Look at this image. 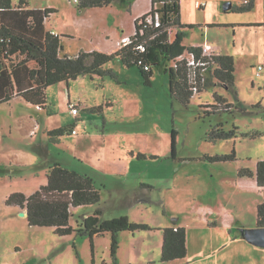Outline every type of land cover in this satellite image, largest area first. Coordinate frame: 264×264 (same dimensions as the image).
Wrapping results in <instances>:
<instances>
[{
    "label": "rangeland",
    "instance_id": "1",
    "mask_svg": "<svg viewBox=\"0 0 264 264\" xmlns=\"http://www.w3.org/2000/svg\"><path fill=\"white\" fill-rule=\"evenodd\" d=\"M129 1V4H123L115 0L111 7L81 9L75 0H28L31 8L53 6L58 10L48 24L62 35L63 51L71 56L80 51H105L110 42L118 43L119 34L128 32L132 36L135 33L134 15L143 9L150 10L152 5L151 0H141L139 4L135 0ZM197 1H202L204 8L198 7ZM228 1L239 4L235 0H181V13L185 24H194L185 28L184 45L210 42L219 52L234 57V87L211 85L185 103L172 91L165 63L153 67L151 84H147L137 65L127 66L119 57H115L107 67L116 71L118 80L98 75L95 78L84 75L71 80L73 102L80 103L82 100L81 106H92L80 109L79 118L74 116L65 102L69 93L65 82V85L61 82L49 86V108L28 106L24 100H16L13 108L0 113V264L114 263L111 234L93 239L77 232L59 235L54 233L52 227L30 225L27 217L21 215L25 209L7 204L6 200L13 192H34L40 188L44 177L46 180L42 167H26L31 165L33 152L42 156L45 151L42 142L33 146V141L37 139L35 135L41 130L35 124L38 120L51 129L60 123L66 127L78 124L76 127L86 133L102 128L106 117L111 130L120 128L130 133L123 138L116 136L109 140L113 141L109 147L116 146L124 156V160L112 162L117 168L127 166L126 160L131 156L128 149L134 150L136 156L131 157L130 170H126V188H118L117 185L122 186L123 183L112 177L106 181L110 187H102V200L97 205L105 210L106 218L130 213L136 220L145 219L154 223L168 217L188 213L194 215L193 211L197 213L201 206L208 208L222 199L236 207L235 218L239 217L247 224H256V207L253 203L245 205L259 194L248 192L237 180L240 167L255 168L257 161L264 159V70L257 75L258 66L264 65V27L243 24L257 18L264 19V0H258V5L250 11H236L233 8L225 11L224 4ZM215 93L232 103L231 112L223 109L210 112L213 110L212 104H218ZM107 102H112V105L106 106ZM97 104H103L104 109L92 110ZM257 104L263 107L253 108ZM11 109L13 116L8 115ZM37 109L42 110V119L37 117ZM31 116L34 120L30 119ZM219 123H223L227 130L238 126V136L212 138L211 132ZM174 128L177 130L176 156L172 154L171 143ZM44 129L42 133L48 130ZM242 133H249L250 136L245 137ZM253 133L257 135L251 137ZM72 135L69 130L62 135L58 144H48L45 151L48 162L60 159L66 166L79 165L77 161H71V155L78 148L86 151L89 160L97 158L99 145L102 144L100 140H85L76 147V136ZM52 140H56V137H52ZM233 149L236 150L235 159H207V155L230 154ZM139 153L146 157L140 158ZM15 159L16 163L20 159L24 166L12 164L11 161ZM37 172H41V175L38 176ZM91 174L96 177L99 187L106 185L98 173ZM142 182H147L153 188H142ZM139 188L140 194H133ZM146 197H151L152 201L142 202ZM93 208V205L73 207L71 224L77 227ZM241 227V223L234 225L233 233L230 232L231 227L227 228L226 233L218 228L200 231L190 228L189 255L165 264H263V256L255 252V247L260 246L246 240L239 231ZM133 236L130 231L117 236L118 262L146 264L143 256H139L141 251L138 245L136 247L137 240ZM133 254L135 258L131 260Z\"/></svg>",
    "mask_w": 264,
    "mask_h": 264
},
{
    "label": "trees",
    "instance_id": "2",
    "mask_svg": "<svg viewBox=\"0 0 264 264\" xmlns=\"http://www.w3.org/2000/svg\"><path fill=\"white\" fill-rule=\"evenodd\" d=\"M123 4H129V0H120ZM115 0H79V8L103 7L112 5ZM27 7V8H25ZM254 7V0H248L240 5H234L236 11H250ZM22 8V10H20ZM17 12L25 14V28L18 29L13 24L4 21L1 13ZM55 7L45 9L29 8L27 0H20L18 5L13 0H0V69L4 67L11 77H15L16 70H26L33 85L22 89L19 93L27 101L42 108H49L47 88L61 81L69 82L84 75L110 76L118 80V74L112 68L107 67L115 57H119L127 66L137 65L142 72L147 84H151L153 67L166 64L165 71L170 75L171 89L185 103H189L196 94L209 88L211 85L235 86V61L232 55L217 54L208 58L207 77L205 87L198 93L192 90L187 60H180V56L190 53L201 55L199 45H184L187 34L186 27L194 24H185L181 21V0H152V8L149 12L135 21L136 30L131 36L132 41L123 44L112 53L98 50L80 51L77 55L63 54V45L59 34L50 30L44 32L45 20L53 12ZM155 13L160 14V25L148 21V17ZM16 25V24H15ZM18 26V25H17ZM89 60V61H88ZM30 61H35L36 66H29ZM9 66H11L9 68ZM149 66V69L146 67ZM24 72V71H23ZM1 102L11 99L12 90ZM218 104H212L213 110L221 109L232 111V103L227 98L215 93ZM110 105V104H109ZM261 104L253 105L255 109H261ZM102 110V105L95 107ZM245 109V108H244ZM72 127L60 126L51 129L52 137H60L66 134ZM75 129V128H73ZM239 127L234 126L227 130L223 123H219L212 130L214 139H229L237 137ZM250 136L249 133H242ZM257 134H252L255 137ZM177 130H172V154L176 156ZM138 156L146 157L139 153ZM236 158V150L230 154L217 156L207 155L211 161H227ZM47 173L48 181L39 189L27 195L22 191L13 192L6 200L9 205H18L27 211V219L30 225L52 227L54 233L69 235L77 232L80 235H88L92 239L95 234L109 231L112 233V254L115 257L118 249L117 234L123 230H145L151 226L147 223L136 222L128 215L122 214L112 218H102V209L97 208L93 214L88 215L79 222L77 227L70 223L73 214L72 208L98 204L102 200V189L106 185H97L96 179L90 174L81 173L60 162L49 165ZM239 174L256 177L260 186H264V159H260L255 170L241 168ZM103 187V188H102ZM259 226H264V201L258 206ZM163 229L162 261L174 260L187 256V230L183 226H167ZM115 264H118L117 262Z\"/></svg>",
    "mask_w": 264,
    "mask_h": 264
},
{
    "label": "crops",
    "instance_id": "3",
    "mask_svg": "<svg viewBox=\"0 0 264 264\" xmlns=\"http://www.w3.org/2000/svg\"><path fill=\"white\" fill-rule=\"evenodd\" d=\"M235 1L239 2V4H237V5L242 4V0H235ZM135 2H136V4H139L141 2V0H135ZM231 2H232L233 7H234V5H236V4H234L233 1H231ZM18 3L19 2H14V0H13V4L14 5H18ZM151 5H152V0H151ZM257 5H258V0H254V7L251 10H254V8ZM111 6H113V5H109L108 7H111ZM50 7H53V6H50ZM150 7L152 8V6H150ZM25 8H27V7H25ZM29 8H31L30 5H29ZM35 9H44V8H35ZM20 10H22V8ZM57 11L53 12L49 17L46 18V20L44 22V24H45L44 32L50 30L52 33L59 34L60 37H61L62 35L59 33V31L53 29L52 27L50 28V26L48 24V22L52 18V15L56 14ZM149 11L150 10H146V9L140 10L137 14L134 15V17H133L134 20L137 19L139 16H141L144 13L149 12ZM25 16H26L25 14L21 15L20 13L12 12V11L1 13V17H2V19L4 21H6V22H8L10 24L14 23L13 25L16 26L18 29L25 28ZM181 21L183 22L182 13H181ZM243 24L245 26H256V27L263 26L264 27V19L257 18L256 20H253V21L243 22ZM135 30H136V24H135ZM129 36H130V34H128V32L126 34H119L118 43L116 44L114 42H110L108 44V49L105 50V51L108 52V53H112V51L115 52V50H118L123 45V43H122L123 39L125 37H129ZM61 42H62V40H61ZM204 43L211 44L210 42H201V43H195L193 45H202ZM211 45H213V44H211ZM88 51H92V50H88ZM98 51H100V50H98ZM105 51H102V52H105ZM63 54H64V51H63ZM219 54H226V53L219 52ZM29 66H31V67L36 66L35 61H30L29 62ZM10 67L11 66H9V68ZM23 71L18 69V70H16L15 77H13V76L11 77L10 73L8 71H6L4 69V67H2L0 69V113L1 112L3 113L4 111H5L4 113H6L10 107L13 108L14 107L13 103L16 100H20V101L24 100L26 102L25 105L36 106L35 104L27 101L22 95L19 94L22 91V89H25V88L30 87L31 85H33L32 79L30 78V75H28V72L26 70H23ZM95 76H96V74L94 76H91V77L95 78ZM61 82H62V84H64V82H65L67 84L68 89H69V93L66 95V98H65L66 99L65 102H67L68 105H69L70 102H73V97L71 95V84H70L71 81H69V82L61 81ZM61 82H58V83H61ZM12 87H13V95H12L11 99L1 102L2 99L7 95L6 94L7 91L12 90ZM48 90H49V87L46 90L47 96H48ZM60 91H62V90H60ZM65 93H67V92H65ZM48 99H49V97H48ZM80 103H83L82 100L80 101ZM80 103H77V104H80ZM109 104L112 105V102H107L106 106H109ZM99 105L100 104H97L95 106L97 107ZM101 105H102V107L104 109L103 104H101ZM6 108H7V110H5ZM79 108L80 109L83 108L85 110V109L92 108V106H88V105L81 106V104H80ZM37 110L39 112V113L36 114L37 117L42 119L43 118L42 117L43 114L41 113L42 110H40V109H37ZM92 110H95V108H93ZM13 112H14L13 109H11L10 112L8 113V115L9 116H13ZM79 115H80V111H79V114L77 116L76 115H74V116L79 118ZM30 119L34 120V117L31 116ZM39 121L40 120L35 121L36 126L37 127L40 126L41 130H43L44 128H46V129L48 128V130H46L44 133H42V131L40 130V132L35 135V136H37V139L35 141H33V146H36L37 144L42 142L43 146H44V149L46 151L48 144L52 145V142H57V144H58V142L62 140V136L56 137V140L53 141L52 140V136L50 135V132H49L51 130L50 126L47 125V127L46 126L44 127V125L42 123H40ZM4 123H8L9 124L10 122H4ZM41 124H42V126H41ZM9 126L11 127V125H9ZM60 126H65V125H63V123H60L59 125H55V128L60 127ZM70 126H71V124L68 125V127H70ZM76 126H78V124H76L74 127H72L70 129V133L73 134L72 136H76V138L74 139L75 140L74 143H75L76 147H79V145L83 141H85V140L88 141V140H92V139L100 140V143H102V144L99 145V152L100 153L97 154L99 157L97 156V158L94 161L89 160L86 151H84L83 149L81 151L78 148L77 151L75 150L74 154L71 155V158L74 159V160L71 159V161L72 162L73 161H77L79 165L75 166L74 164H70L68 166H71V168L76 167L74 169L78 170L81 173H85V174H87V173L90 174L91 172L98 173L100 175V177L103 178V180H105V184L107 183L106 181H109V179L111 177L114 178L113 180H115V181L120 180V182H122L123 185L122 186L117 185V187L121 188V189L126 188V186H124V183L127 182V180H125V179H127L126 178V174H127L126 170H128V171L130 170L131 157L135 158L136 152L134 150L132 151V150L128 149L127 152H129L131 154V156H130V158H128L126 160L127 166H125L124 168H117L112 162L114 160L122 161V160H124V156L122 155L121 150L118 149L116 146L114 148L109 147V145H111L112 142H113V141L109 142V140H112L111 137H116V136L120 137V138H123L125 136H128L130 133L126 132L124 130H120V128H116L118 130H111L112 128H109V121H108V119L106 117L104 119L103 127L99 128L97 130L94 129L92 131H88L86 133H82L80 128H77ZM53 127H54V125H53ZM85 127L87 128V125H85ZM73 128H75V130H77L76 133L72 132ZM35 136H33V138ZM30 137H31V135H30ZM45 151H44V154L42 156H40L38 153H37L38 154V156H37L33 152V154H31L32 158H30V164L31 165L26 166V167H34V168H35V166H38V167L40 166V167L43 168V170H41V171H44L46 173V180H45V177H44V180H41L40 186L45 185L47 183V181H48L47 173H48V170H49L48 169L49 165L53 164L55 162L62 163V161L60 159H57L53 163L48 162L46 160V155H45L46 152ZM19 160L20 159L17 160V163L15 162L16 159L14 161H11V162H12V164H14L16 166H18V165L24 166L23 164H21L22 161H19ZM258 161H257V163H258ZM25 165H27V164H25ZM256 167H257V164H256L255 168H251V167H244V168H250L252 170H255ZM241 168H243V167H240L238 169V171ZM81 169L83 171H81ZM124 171H125V173H124ZM37 175L38 176L41 175V172H37ZM238 175L239 176H238L237 183L240 181V183H242L249 190L248 192H251L253 194L254 193H258L259 194V197H254L251 202H247L246 205H245V206H249V205H251L253 203V205L257 209V219H258V206H259V204L261 202L264 201V186H260L258 184L255 176L250 177V176H247V175H244V176H242L240 174H238ZM91 176H92V174H91ZM93 177H95V176H93ZM114 183H116V182H114ZM125 185H126V183H125ZM140 186L142 188H148V187L153 188L147 182H142L140 184ZM106 187L109 188L110 186L108 184H106ZM111 189H113V188H111ZM140 189L141 188L134 190L133 194H135V193L140 194L139 193ZM31 193L32 192L28 193L27 195H29ZM133 198L134 199H138V198H135L134 196H133ZM151 201H152L151 197H146L145 199L142 200V202H151ZM90 205L94 206L93 210H91L92 212H94L97 208H100L97 204H88V206H90ZM81 206H83V205H81ZM101 209H102V214H103L102 218L106 219L105 210L102 207H101ZM92 212H88L87 214H85V217L90 215ZM26 213H27V211H26ZM193 213H194V215L188 213L187 215H181L179 217H168V219H163V220H159L157 222H154L155 224L151 223L149 220H145V219L136 220V218H132L131 214L128 213V214H125V215H128L131 220L136 221V222L147 223L148 225L151 226V228L150 229H145V230H135V231L123 230V231H120L117 234V236H120V233L124 232V231L132 232L134 234L133 238H136V240H137L136 241L137 243L135 242V245H136V247L138 245L139 246V250L141 251V253H139V256L140 257L143 256L146 264L147 263H157L159 261H161V262H163V264H165L166 262H170V261H174V260H178V259H185L189 255V250L190 249H189V244H188V234H189L188 232H189L190 228H195V229H197L199 231L200 230L210 229V228H218V229L221 230V232L226 233L227 230H228L227 228L231 227L230 232L233 233L234 232V225H236L238 223H241V226H242L239 229L240 232L242 231L241 230L242 228L259 226L258 223H257V220H256V224H252L251 225V224L244 223L239 217L235 218L236 207H234L229 201L224 202V201H222V199H219V201H217L212 206L210 205L208 208L205 207V206L204 207L201 206L197 213H195V211H193ZM23 216L27 217V214L23 215ZM221 225H223V227H221ZM167 226H183V227L186 228V230H187V248H188L187 256H185L183 258H177V259H174V260H169V261H162L161 260L162 246H163V229L162 228L167 227ZM139 231H141V232H139ZM145 231H147V232L151 231V232H154V233H142V232H145ZM138 233H139V235H137ZM104 234H111V237H112V233L109 232V231H106V232H103V233L95 234L93 238H95L97 236H100V235H104ZM140 245H142V246H140ZM254 246H257V245H254ZM255 248H256L255 249L256 250L255 251L256 254L259 255V256H263V258H264V249H261L262 248L261 246L260 247H255ZM117 251H118V249H117ZM131 257H132L131 260H133L135 258V255L134 254L131 255ZM116 262L118 264H121L120 262H118L117 256L114 257V263L113 264H115Z\"/></svg>",
    "mask_w": 264,
    "mask_h": 264
},
{
    "label": "built area",
    "instance_id": "4",
    "mask_svg": "<svg viewBox=\"0 0 264 264\" xmlns=\"http://www.w3.org/2000/svg\"><path fill=\"white\" fill-rule=\"evenodd\" d=\"M78 2L79 0H75ZM248 0H243V2H247ZM204 3L202 1H197V6L200 8H204ZM148 21L155 22L157 26L160 25L161 19L160 14L155 13L154 15L148 17ZM132 41L131 36L125 37L122 41L123 44H128ZM201 48V55L197 56L195 53H190L187 56L185 54L180 56V60H187V67L189 70L190 81L192 83V90L194 93H198L201 88L205 87L207 82V77L210 75L207 70L208 64H210L207 59L212 58L213 55L219 54V52L213 47L211 44L204 43L199 45ZM149 69V66L146 67ZM264 70V65L260 64L257 68V75H261ZM69 109L74 115H78L80 108L76 102L69 103ZM73 133H76L77 130L73 129Z\"/></svg>",
    "mask_w": 264,
    "mask_h": 264
},
{
    "label": "water",
    "instance_id": "5",
    "mask_svg": "<svg viewBox=\"0 0 264 264\" xmlns=\"http://www.w3.org/2000/svg\"><path fill=\"white\" fill-rule=\"evenodd\" d=\"M233 4L231 1H228L224 4V10L228 11L232 9ZM26 211H21V215H26ZM243 236L248 240L250 243L264 247V226H256V227H247L241 229Z\"/></svg>",
    "mask_w": 264,
    "mask_h": 264
}]
</instances>
